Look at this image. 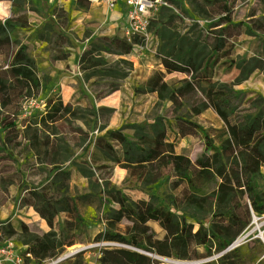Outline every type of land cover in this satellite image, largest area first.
Listing matches in <instances>:
<instances>
[{
	"label": "rangeland",
	"instance_id": "374dc122",
	"mask_svg": "<svg viewBox=\"0 0 264 264\" xmlns=\"http://www.w3.org/2000/svg\"><path fill=\"white\" fill-rule=\"evenodd\" d=\"M49 1L10 0L7 9L0 7V41H33L35 46L41 41L40 50L30 46L41 54V87L53 81L51 87L64 101V108L57 104L48 111L54 120L44 125L37 114L3 118L0 112V264H22L23 259L24 264H52L53 249L59 256L65 243L73 244L67 248L93 245L97 232L114 224L130 202L161 205L169 194L167 177L175 161L152 162L154 158L145 156L161 139L147 136L148 127L163 131L162 122L176 125L180 150L194 164L209 159L213 173L236 158L237 173L228 171L235 182L243 178L239 141L220 153L216 165L213 157L202 156L209 143L205 137H214L215 144L226 139V127L214 112L232 111L227 128L236 129L244 140L251 137H243L245 133L264 122V0H165L168 7L152 20L143 43L126 41L120 25L101 12L102 5ZM224 2L232 9L226 19L216 14ZM12 22L24 29L9 35L5 27ZM62 41H71V59L49 64L46 59L58 57L64 48ZM4 53L2 49L0 57ZM6 71H0V85H8L15 95L16 84ZM150 78L160 80L152 96L145 88ZM211 79L228 94H217L218 107L196 116L195 105H208ZM163 85L166 90L160 89ZM69 89L73 96L87 97L66 112ZM181 103L184 107L174 111ZM137 166L147 170L132 169ZM214 180L219 186L227 184L217 174ZM222 200L225 208V194ZM244 216L243 207L238 217ZM120 224L128 229L124 219ZM145 227L159 231L154 223ZM259 230L264 232V227ZM97 253L93 248L85 259L93 262ZM39 254L47 257L42 263Z\"/></svg>",
	"mask_w": 264,
	"mask_h": 264
},
{
	"label": "flooded vegetation",
	"instance_id": "af4514ba",
	"mask_svg": "<svg viewBox=\"0 0 264 264\" xmlns=\"http://www.w3.org/2000/svg\"><path fill=\"white\" fill-rule=\"evenodd\" d=\"M9 4L10 0H0L1 9H7ZM5 28L11 35L16 29H24V26L21 23L15 25L12 22ZM39 42L41 41H38L35 46L33 41H0V52L2 49L5 52L0 57V61L5 62L2 63L5 65L4 68L0 67V71L7 70V74L12 77L17 87L16 94L12 95L8 85H0V112L3 118H10L12 115L25 118L37 114V119L44 125L47 120H54L48 111L54 109L57 104L59 108H64L60 93L55 91V87H51L53 81L49 80L45 88L41 87L38 77V70L42 66L41 54L36 52L40 50ZM79 44L84 45V41ZM61 45L64 48L57 53L58 57L53 59L54 56H50L46 59L49 64L50 61L71 59V41H62ZM30 46H35L33 48L36 51ZM146 83L145 88H147ZM69 91L72 93H70V101L65 102L66 112L74 106H81L87 97L86 93L73 96L74 91L71 89ZM78 92L77 89L75 94ZM147 94L153 95L152 91H147ZM208 94V105L194 106L197 110L196 116H200L208 109H216L217 94H228V90L211 79ZM42 99L45 101L43 102ZM184 105L185 103L176 104L174 111L180 110ZM214 114L226 127V139L220 144H215L214 137H205L204 142L208 139L209 143H205L202 156L214 155L217 160L220 155V151L216 149L218 145L224 147L222 152L225 153L228 148L237 146L239 141L242 149L239 156L244 161L243 170L245 173L250 171L255 174L253 178H246L242 187L239 188L241 192L238 197L230 198L226 212L216 208L217 188L214 178L204 174L202 176L204 180H200L199 164H194L189 158L191 165L185 166L177 162L170 171L167 177L170 181L169 194L161 205L146 200L130 202L127 208H121L125 210L124 213L122 212L124 217L117 219V225H113L110 229H106L104 225L103 229L97 232L93 245H79L83 248L70 252V248L67 247L73 244L65 243L66 245L61 246H66L65 251H61L59 256H56V248L54 250L51 245L54 253L49 258L55 259L52 264H61V262H66L65 264H124L125 261L132 263L134 255L131 253L140 257V264H264V232L259 230L264 227V222L259 226L256 224L264 220V122L256 131L250 134L245 133L243 137H251L244 140L238 136L236 129L233 132L232 129L227 128L230 125V117L233 115L232 111L225 114L214 112ZM161 124L164 135L160 141L163 143H155L153 147L147 148L145 156H148L147 152L150 153V157L158 158L162 155L172 157L185 155V151L180 150L181 137L177 126L169 122ZM148 129L147 136L152 134L157 138L160 137L156 134L158 130L155 128L152 130V127ZM132 169L147 170L143 166L132 167ZM151 184L159 185L160 182H151ZM226 191L231 197L232 189ZM243 207L246 216L244 220H240L238 212ZM68 217L72 224L73 215ZM122 218L126 221L124 227L128 228L127 230L120 229ZM77 221L80 219L77 218ZM172 222L179 224L171 226ZM149 223L158 225L159 231L146 228L145 226ZM145 235L147 238L143 239ZM120 237L124 239L121 240ZM93 248L97 249L98 253L91 262L85 258L89 250ZM122 250H128L131 253ZM24 257L32 259L30 254ZM36 258L42 263L47 257L39 254ZM22 261L24 264V259Z\"/></svg>",
	"mask_w": 264,
	"mask_h": 264
},
{
	"label": "trees",
	"instance_id": "16d2710c",
	"mask_svg": "<svg viewBox=\"0 0 264 264\" xmlns=\"http://www.w3.org/2000/svg\"><path fill=\"white\" fill-rule=\"evenodd\" d=\"M217 9H218V13H216V14H219L221 17H225V19L231 17L232 9L229 6L228 2H224L222 5L217 6ZM159 83H160V80L158 81L155 78L148 79L147 83H146L148 91H152V93L155 94L156 93V88L159 87ZM155 85H156V87L154 88L153 86H155ZM160 89L161 90H166L167 87L165 85H163V86L160 87ZM159 98H163V97H159ZM213 102H215V101L213 100ZM194 109L196 110V108H194ZM156 130H158V129H156ZM161 132H164V131L158 130L156 132V134L160 136L158 138H162L161 137ZM155 141H157V142H154V144L155 143H158V144L163 143L160 140H155ZM158 141H160V142H158ZM216 149L218 151H220V153H221L222 150L224 149V147L221 146V148L217 147ZM150 156H151L150 153H148V157H150ZM203 157H208V156H203ZM210 157L214 158V164L216 165L217 162H218V159L216 160L214 155H211ZM150 158H154V159H152V162L155 159H158L160 161H163L164 158H166L167 161H169L170 159H173L175 161V166L177 165V162H179L180 164L185 165V166L191 165V163L189 161V157L187 155H181V156H177V157H172L170 155H168V156L162 155L159 158L158 157H154V156L150 157ZM203 159H204V162H203L202 165H200V161L196 162L197 164H199V167H200V169L198 170L200 180H204V178L202 177L204 174L211 175L213 178L215 177V174H217L220 177H225L226 178L227 184H223L222 186H219V185L216 184V188H217L216 189V193H217L216 208L223 210V212H226V209L228 207V202L230 201V198L238 197V194L241 192V190L239 188L242 187V184L245 182L246 178H250V177L253 178V177H255V176H253L255 174L250 173V171L245 173L243 168H242L241 169V173L243 174V178L241 179V177H240V181L232 182V181H230V176H229L228 171L229 170L230 171H235L237 173V171L235 169H233V164H235V161H236L235 159L236 158L233 159V160L231 159L228 166L227 165H221V168L219 169V171L217 173H213L210 170L211 161L209 159H206V158H203ZM231 163H232V165H230ZM170 170H172V168ZM178 175H181V174H178ZM227 189H230V190L232 189L231 197H229L227 195V191H226ZM224 194H225L226 199H227V204H226L225 208L222 206L223 205L222 195H224ZM122 212L124 213L125 210H122V209L119 210V217H122V216L124 217V214H122ZM119 217L117 219H119ZM117 219H115V221H114L115 223L114 224L109 225V227H107L106 229H110V227H112L113 225H116ZM122 219H124V218H122ZM178 224H179L178 222L170 223L171 226H176ZM120 239L123 240L124 238L120 237ZM122 251L131 253L128 250H122ZM131 254L134 255V258L131 260L132 263L129 262V261H125L124 264H140V262H141L140 259H139L140 257L138 255L134 254V253H131Z\"/></svg>",
	"mask_w": 264,
	"mask_h": 264
},
{
	"label": "built area",
	"instance_id": "2783aa9c",
	"mask_svg": "<svg viewBox=\"0 0 264 264\" xmlns=\"http://www.w3.org/2000/svg\"><path fill=\"white\" fill-rule=\"evenodd\" d=\"M64 0H54L59 3ZM105 6L110 11H121L120 30L126 41L146 42L152 20L161 9L168 7L165 0H88Z\"/></svg>",
	"mask_w": 264,
	"mask_h": 264
},
{
	"label": "crops",
	"instance_id": "0c3cea01",
	"mask_svg": "<svg viewBox=\"0 0 264 264\" xmlns=\"http://www.w3.org/2000/svg\"><path fill=\"white\" fill-rule=\"evenodd\" d=\"M78 1H81V0H78ZM82 1H87L88 2V0H82ZM91 3V2H90ZM94 4H96L97 5V3H94ZM98 5H101V4H98ZM103 6V5H102ZM102 11L101 12H103L104 14H108V16H109V18H111V22L112 23H115V25H117V27L121 24V20H119V17L121 16V11H119V12H117V11H110V10H108L105 6L104 7H102ZM232 16V15H231ZM216 41V40H215ZM84 42H86V41H84ZM76 52V51H75ZM72 53H74V50L72 49Z\"/></svg>",
	"mask_w": 264,
	"mask_h": 264
},
{
	"label": "bare ground",
	"instance_id": "6f19581e",
	"mask_svg": "<svg viewBox=\"0 0 264 264\" xmlns=\"http://www.w3.org/2000/svg\"><path fill=\"white\" fill-rule=\"evenodd\" d=\"M54 0H50L49 3H53ZM82 246L76 245L73 246L72 248H70V252H75V251H79L80 249H82Z\"/></svg>",
	"mask_w": 264,
	"mask_h": 264
}]
</instances>
